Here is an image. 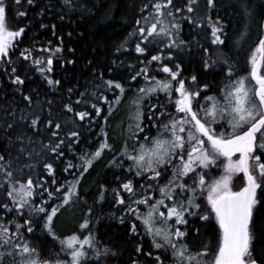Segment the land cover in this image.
I'll return each instance as SVG.
<instances>
[{
	"label": "snow or ice",
	"instance_id": "1",
	"mask_svg": "<svg viewBox=\"0 0 264 264\" xmlns=\"http://www.w3.org/2000/svg\"><path fill=\"white\" fill-rule=\"evenodd\" d=\"M15 2L20 4V0ZM32 2L33 0H28L29 4ZM196 3L197 0H188L189 13L194 12L193 5ZM213 4L214 0H207L209 7ZM7 7L5 0H0V61L10 64L11 60L4 61V58L8 57L9 52L15 47L14 41L25 33V28L16 30L7 28ZM63 7L67 11H72L79 9L80 5L76 0H63ZM149 8L151 10L146 16L135 21L138 27L129 33V37L136 41V53L145 55L157 51V54L141 61L144 67L131 75V81L144 77L146 86L138 88L136 96L131 99L129 108L134 111L130 114L132 123H129L127 138L118 156H114L109 162V166L120 168H123L125 160L130 162L127 173L134 178L143 179L145 183L141 184L139 189L135 187L132 179L121 183L119 189L112 190L116 203L125 205L121 191L128 194L131 203L126 205V214H131L141 221L146 234L152 237V248L162 250L164 253L171 250L174 264H264V257L258 260L253 254V245L257 240L254 210L261 203L257 198V189L264 191V36L258 39L246 61L247 74L236 76L233 64L225 58L222 61L221 72H224L225 67L227 68L224 73L227 83L218 90V96L205 95L204 102L201 103V93L210 88L209 84L198 85L195 90L187 88L185 80L179 79L183 71L182 66L174 62L176 57L172 54V50L182 53L188 47V44L180 39L179 19L183 17L178 19L176 16V13L182 10L175 7L173 0H149L141 11ZM84 10L88 11V9ZM244 10L250 15L246 7ZM18 15L25 16L26 13L20 12ZM218 23L219 21L214 23L211 28L213 45L225 43L221 39L224 26L217 27ZM246 35L241 33V39ZM127 42L126 39L124 43ZM41 51L49 53L46 60L34 58L32 50L27 48L20 52V57L24 60H32L37 66V71L45 76L48 85H59V80L48 78L46 73L52 70V54L59 53L62 49L57 47L54 50L47 48ZM69 51L74 50L69 49ZM165 51L168 52L167 56L163 54ZM153 62L162 63V67L157 70L168 74V79L157 80L154 76H149V68ZM169 63H172L171 67L168 66ZM216 63L217 61H213L212 64L205 62L204 67L207 69ZM16 71V68L12 69L13 74ZM13 83L22 85L24 80L19 75H15ZM190 83L197 85V76H191ZM174 85L178 86L174 87ZM103 86L109 91L118 90L119 95H115L110 102L107 96L84 92L79 94L81 98L75 101V105H89L88 97L91 95L97 103L102 100L108 106L107 111L110 115L114 114V109L118 111V106L125 99L127 90L119 80H106ZM68 91L72 93L73 89ZM160 92L165 93L170 102L174 103L176 115L161 110L164 105H151L148 109L150 114L146 116L143 111L145 102L153 94ZM173 93L178 94L174 102L171 101ZM23 99L31 106V96H24ZM97 103H91L90 110L75 112L74 115L80 121H84L85 118L91 121L93 114L100 116L103 111L102 108L97 107ZM63 110L67 113L74 112L72 104H65ZM157 111L159 115H156ZM165 117H167L166 122H164ZM21 119L27 117L22 116ZM145 119L147 124L144 123ZM104 120L107 123L108 116H105ZM41 124L44 125L43 133L50 134L49 142L42 144L41 151H35L33 145L38 142L31 137L17 136L16 139L21 141L20 146L16 148L17 155H12L13 141L10 137H8L9 147L0 153V177H2L0 190L10 201V203H0V210L9 214L15 212L20 219H23L27 210L28 216L23 224L16 219L8 221L7 224L0 222V264H52L50 260H42L40 252L24 238V231L29 234L34 232L33 225L38 217L43 219L42 231L58 240L61 244V252L70 257L69 260L57 259L55 264H87L86 248L91 249L97 260L109 254L116 255L107 247L102 249L98 247L99 242L92 233L84 236L83 239L77 234L60 239L55 236L53 226V218L57 216L59 210L79 199L78 188L84 174L101 158L106 149L112 150V145L108 143V133L101 129L103 141L94 152H83L79 157L81 161L79 165L71 162L66 164L63 172L79 168V174L73 181L60 183L53 191L49 190L48 180H44L39 173L33 175L36 164L20 163L19 167H15L22 157L34 160L47 151L52 154L53 162L43 163L42 169L50 178L51 185L58 184L54 178L56 174L54 163L64 156L62 145L65 144V140L60 138L62 125L52 118L50 111L47 117L34 114L28 127L33 130L35 136L43 134L40 129ZM7 127L12 128L13 125L8 124ZM152 128L156 129L155 136L150 135ZM67 135L76 138L79 133L72 131ZM141 135H143L142 139ZM53 141L58 142L53 143ZM237 155L238 159H233ZM220 158L225 161L223 175L208 183L205 179L208 175L207 170L216 165ZM237 173L243 174L245 183L239 191H233L232 177ZM165 178L166 182L161 183ZM189 180L192 182L188 183ZM106 191V188L100 187L98 194L100 201L105 199ZM205 192L210 212L220 229V239L212 261L205 259L208 255L207 245L204 246L203 251L192 253L182 242L188 233L181 231V226L187 229L189 220L186 217L198 216L200 209L198 198ZM61 193L62 195L57 197V194ZM45 194L49 199L61 200L60 204L51 207L50 212L48 211L50 206L43 199ZM157 194L159 198H156ZM37 196L41 199L40 205L35 204ZM140 206H144L147 211L141 212ZM161 208L165 211H161ZM90 213L91 209H89ZM2 219L0 217V221ZM198 219L208 221L210 216L200 215ZM173 220L174 224L169 223ZM90 223V218L86 217L79 227L86 230ZM13 228L15 231L12 230ZM131 231L136 233L135 224L131 226ZM196 232L199 234V229H196ZM136 251L141 252V248L138 247ZM147 256L152 257V253L148 252ZM152 258L155 264H164L160 255ZM133 264L137 262L133 261Z\"/></svg>",
	"mask_w": 264,
	"mask_h": 264
},
{
	"label": "trees",
	"instance_id": "2",
	"mask_svg": "<svg viewBox=\"0 0 264 264\" xmlns=\"http://www.w3.org/2000/svg\"><path fill=\"white\" fill-rule=\"evenodd\" d=\"M5 3L8 6L7 28L16 30L23 27L25 33L14 41L15 47L9 52L8 57L4 58V61L10 59L11 63L0 61V153L9 147L8 137H10L13 141L12 155L16 156V148L21 143L16 139L17 136L31 137L38 142L33 145L35 151H41L42 144L49 142L50 134L43 133L44 125L41 124L40 129L43 134L35 136L28 125L34 114L47 117L50 111L52 118L61 123L60 138L65 140V144L62 145L64 156L54 163V168H56L54 178L58 184L51 185L47 173L43 172L42 164L53 162L52 154L47 151L42 156L35 157L34 160L22 157L15 167H19L20 163L36 164L33 175L39 173L44 180L49 181V190L54 191L60 183L73 181L79 174V168L69 170V172L62 170L68 162L79 165L81 162L79 157L83 152H94L99 147L104 139L101 134L102 128L108 133V143L113 147L118 146L117 149L121 151L127 138L129 123H132L130 114L134 109H130L129 104L131 99L136 96V90L146 85L144 77L141 76L136 81H131V75L144 67L141 61L157 54V51H151L145 55L136 53V41L129 37V33L138 27L135 21L146 16L151 10L149 8L141 11L143 5L149 3V0H76L80 8L72 11H67L63 7V0H33L31 4L28 3V0H20V4H16L15 0H5ZM173 3L176 8L182 10L176 13V16L178 19L183 17V19H179L180 39L184 40L188 47L182 53L172 50V54L176 57L174 62L181 64L183 69L181 76L184 75L183 78L186 82H188L189 69H196L200 79L207 75L211 76V81L224 75L225 71L221 72V68L215 65L204 73L201 70V59H196V57H201L198 55L202 50L197 55L191 51L192 42L198 44L199 36L205 38L206 35L209 36L212 25L217 21H219L216 24L217 27L224 26L221 39L225 43L217 45L220 54L223 53L221 56L233 64L236 76L241 72H244L245 75L248 68L246 61L258 43V39L264 34V0H214L211 7L207 5V0H197V3L193 5L194 12L192 13L187 11L188 0H173ZM245 7L250 15L245 13ZM84 9H88V11ZM20 12H25L26 15L19 16ZM207 26L208 29H206ZM194 33L198 35L197 38L193 36ZM241 33H246V37L241 39ZM126 39L128 42L124 43ZM122 45L123 47H121ZM57 47H60L62 51L52 54V70L46 73V76L54 81L59 80L60 84L50 86L47 84L45 76L37 71V66L33 64L32 60H24L20 57V52L26 48L31 49L34 58L46 60L49 53L42 52L41 49L51 48L54 50ZM118 48L121 50L117 51ZM210 48L212 55L206 51L204 56H213L214 46L212 45ZM69 49L74 51L70 52ZM163 54L167 56L168 52L165 51ZM68 61H73V63H68ZM130 65L134 67H129ZM161 66L162 63L153 62L149 68V76L162 80L163 78L157 70ZM168 66L171 67L172 63H169ZM13 68L17 69L15 74L12 73ZM15 75H19L24 80L22 85L13 83ZM109 79L119 80L127 90L125 99L118 106V111L114 109V114L110 115L107 111L108 106L102 100L97 103V100L91 95L88 97L89 105H75V101L81 98L79 94L84 92L107 96L111 102L115 95H119V92L104 88V81ZM69 89H73V92L69 93ZM160 94H162V101L166 100L163 97H168L163 92L153 94L143 106L146 116L150 114L148 109L151 105H164L165 107L161 110L176 115L166 107L167 104L161 103ZM24 96L32 97L31 106L23 99ZM91 103H97V107L103 109L101 115L93 114L91 121L88 118L80 121L74 113L90 110ZM65 104H72L74 112H65L63 110ZM156 115H159L158 111ZM22 116L27 119H21ZM105 116H108L107 123L104 120ZM166 120L167 117L164 122ZM144 123L147 124L146 119ZM8 124H12L13 127L8 128ZM149 127L151 126L149 125ZM72 131L78 132L79 136L69 137L67 134ZM150 135H156L155 128H152ZM140 138L142 139L143 135ZM57 142L53 141V143ZM24 143L26 144L27 141L25 140ZM129 147L131 148V141H129ZM107 151L106 149L103 152L101 158L81 179L78 188L79 199L61 208L57 216L53 218L55 236L64 239L72 234H77L83 239L84 236L92 233L96 241L99 242L98 247L101 249L107 247L111 252L116 253V255L109 254L107 257L102 256L97 260L91 249L86 248L88 252L87 264H133V261H136L137 264H155L152 257L156 255H160L164 264H174L171 250L164 253L162 250L152 248V237L146 234L141 221L131 214H126V205L131 203L128 194L121 191L125 205L116 203L112 190L119 189L120 184L126 181L128 174L124 169H121L120 172L114 170L116 166H109L111 160L104 157ZM223 161H217V163L220 162V165L223 166ZM217 167L216 164L207 170L208 175L205 179L208 183L223 175V169H215ZM238 175H240V180L236 174L232 177L234 188L239 183L241 184V181L244 182L243 174L238 173ZM0 182H2V177H0ZM164 182H166V178L161 181V183ZM191 182V180L188 181V183ZM134 183L135 187L139 189L140 185ZM144 183L143 180L141 184ZM101 186L107 189L103 201L98 199ZM60 195L62 193L57 194V197ZM204 195L198 198L200 204L198 216L210 215V205ZM156 198H159L158 194ZM257 198L261 203L254 210L257 240L253 245V254L259 260L264 257V191L259 189ZM43 199L50 206L48 207L49 212L51 207L61 203L59 198L49 199L46 194ZM0 203H10L2 190H0ZM35 204H41L39 196L35 197ZM89 209H91L90 214ZM140 211L146 212L147 209L140 206ZM161 211H165V209L161 208ZM198 216L186 217L189 220L187 229L181 226V231L188 233L182 242L188 246L192 253L203 251L205 245L208 248L214 246L216 240L214 222L201 221ZM0 217L3 218L0 222L5 224L13 219L23 224L24 220L28 219L27 210H25L23 219H20L15 212L9 214L3 210H0ZM86 217L90 218V226L86 230L80 229L79 225ZM169 223L174 224V220ZM42 224L43 219L38 217L33 225L34 232L29 234L24 231V238L40 252L42 260L51 262H56L57 259L69 260L70 257L61 252L59 241L42 231ZM133 224L136 225V233L131 231ZM196 229H199V234ZM12 230L15 231L14 228ZM138 247L141 248L139 253L136 251ZM207 251L208 255L205 259L210 261L213 251H209V249ZM148 252L152 253V257L147 256ZM57 253H59L58 256Z\"/></svg>",
	"mask_w": 264,
	"mask_h": 264
},
{
	"label": "flooded vegetation",
	"instance_id": "3",
	"mask_svg": "<svg viewBox=\"0 0 264 264\" xmlns=\"http://www.w3.org/2000/svg\"><path fill=\"white\" fill-rule=\"evenodd\" d=\"M209 27L207 26L206 27V29H208ZM195 35H193L194 37H196L197 38V34L196 33H194ZM221 38H223V36L221 35ZM211 40H212V35L211 34H209V36L208 35H206V38L204 37V36H199L198 37V44H195V42H192V46H191V51L194 53L195 52V54L197 55L198 54V52L200 51V50H202L201 51V53H200V55H198V56H201V57H196V59H201V63H202V66H201V70L204 72V73H206V72H208L209 70H210V68H205L204 67V64H205V62H207V63H209V64H212V62L213 61H217V63L215 64V66H217V67H222V61L224 60V58L221 56V54H223V53H221L220 54V52H219V49H218V46L217 45H213L212 43H211ZM214 46V51H215V53L213 54V56H204L205 54H206V51H207V53L209 52V54H211L212 55V53H211V48H210V46ZM195 46H197L198 48L196 49V47ZM206 50V51H205ZM162 67V66H161ZM214 67V66H213ZM160 68V67H159ZM241 69H243V68H241ZM224 71L226 72L227 71V68L225 67L224 68ZM158 73L161 75V77L163 78L162 80H165V79H168V74H166V73H163V72H160V71H158ZM247 73H245V75H246ZM193 75H195V76H197V85H192L191 83H190V78H191V76H193ZM241 75H244V72L242 73H240V75H238L237 74V76H241ZM184 76V75H183ZM183 76H181V77H179V79H184L183 78ZM199 77V73H198V71L196 70V69H189V73H188V82H186V80H185V86L187 87V88H189L190 90H195V88L198 86V85H203V84H205V83H207V84H209V86H210V88L208 89V90H203L202 91V93H201V96H200V101H201V103H203L204 101H203V97L205 96V95H209V96H211V95H219V92H218V90L219 89H221V88H223L224 87V84L225 83H227V81L225 80V78H224V75H222V76H218V77H216V79H214L215 81H211V76H206V77H201V79L200 78H198ZM212 82H215L214 84L212 83ZM175 86H178V85H174V87ZM160 98H161V103L162 104H167L166 105V107L169 109V110H171V111H173V112H175V114H176V109H175V106H174V103H171L170 102V99H169V97H167V98H164L163 97V99H166V100H163L162 101V94H160ZM178 98V94L177 93H173V95H172V97H171V101H175V99H177ZM194 107H195V104H194ZM218 131L220 130V129H217ZM118 148V146L117 147H113L112 146V150H110V152H109V150L106 152V154H105V156L104 157H106L108 160H112V158L114 157V156H118V154H119V151H120V149H117ZM235 157V159H238V155L237 156H234ZM220 159H223V158H220ZM219 159V160H220ZM218 160V161H219ZM129 163L130 162H128V161H124V164H123V168H120V167H115L114 168V170L115 171H122L121 169H124V171H125V173H127V168H128V166H129ZM211 169V168H210ZM128 174V173H127ZM239 176L240 175H238V173H237V178H238V180H240V178H239ZM128 179H132L133 180V182H136V184L138 183V185H141V183H143V179H141V178H138V177H136V178H134L132 175H130V174H128V177H127V179L126 180H128ZM209 180L211 179V178H208ZM243 183V184H242ZM134 185H135V183H134ZM244 185V182L243 181H241V184L239 183L238 185H236V187L234 188H232V190L233 191H239L240 189H241V187ZM258 192H259V189H257V194H258ZM210 219H209V221L212 223V222H214V227H215V230H216V240H215V245L214 246H212V247H210L209 245V248L207 247V249H209V251H213V256H212V258H211V260L210 261H212L213 260V258H214V255H215V253H216V249H217V247H218V242H219V239H220V229H219V225L216 223V221H215V218H214V215H212L211 214V212H210ZM141 225V224H140Z\"/></svg>",
	"mask_w": 264,
	"mask_h": 264
},
{
	"label": "rangeland",
	"instance_id": "4",
	"mask_svg": "<svg viewBox=\"0 0 264 264\" xmlns=\"http://www.w3.org/2000/svg\"><path fill=\"white\" fill-rule=\"evenodd\" d=\"M228 49H229V47H228ZM146 86V85H145ZM135 97V96H134ZM233 159H235V157H233ZM224 159H220L219 161H223ZM225 163V161H223V164ZM217 168H215V169H223V166L222 165H220V162H218L217 163ZM219 173H220V171H218ZM236 176H237V174H236ZM244 183H245V179H244ZM231 187H233L232 186V182H231ZM206 196H207V193L204 195V198H205V200H206ZM207 201V200H206ZM70 259V258H69ZM52 264H55V262L54 261H52Z\"/></svg>",
	"mask_w": 264,
	"mask_h": 264
},
{
	"label": "water",
	"instance_id": "5",
	"mask_svg": "<svg viewBox=\"0 0 264 264\" xmlns=\"http://www.w3.org/2000/svg\"><path fill=\"white\" fill-rule=\"evenodd\" d=\"M263 30H264V19H263ZM263 36H264V34H263Z\"/></svg>",
	"mask_w": 264,
	"mask_h": 264
}]
</instances>
